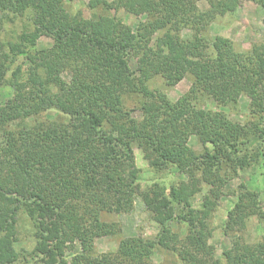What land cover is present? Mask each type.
Segmentation results:
<instances>
[{"label":"trees","instance_id":"16d2710c","mask_svg":"<svg viewBox=\"0 0 264 264\" xmlns=\"http://www.w3.org/2000/svg\"><path fill=\"white\" fill-rule=\"evenodd\" d=\"M197 1L113 2L136 14L149 10L134 30L116 20L110 24L102 13L87 18L81 12L71 14L65 0H0V23L2 14L24 16L32 23L14 40L0 39V84L14 89L19 112L8 118L0 108V122L10 127L8 137L25 149L15 157L18 170L13 175L3 167L10 146L0 147V264H35L16 246L23 233L22 214L31 221L37 242H49L43 253H55L57 264H143L134 255L139 248L170 252L182 264H220L206 257V237L212 235L207 216L219 206L223 184H211L197 207L193 197L203 192L204 182L192 174L190 187L156 181L145 190L135 175L136 148L163 171L196 172L210 166L232 178L239 169L264 167V112L258 121L252 116L232 130L220 128L217 120L218 109L236 108L242 94L264 99V48L241 50L228 38L208 34L218 16L234 13L243 0H206V10ZM253 1L264 8V0ZM157 7L158 14L153 12ZM178 26L191 34L184 37ZM154 34L158 43L150 46ZM42 35L53 38L51 48L38 47ZM71 63L80 64L81 70L65 78L62 73ZM156 75L168 86L186 76L192 84L173 101L152 88ZM210 101L217 109L209 107ZM47 111L57 116L50 118ZM136 112L151 120L137 118ZM155 123L167 128L159 148ZM107 129L116 134L115 141ZM191 134L207 144L203 153L191 150ZM74 152L72 171L62 170L63 158ZM136 195L158 222L157 237H124L114 258H92L89 249L96 237L122 232L118 222H107L102 214L130 211ZM78 211L82 214L73 216ZM254 215L264 221L260 194L244 187L227 212L226 233L245 227ZM176 220L188 228L182 239L172 226ZM55 230L59 235L53 239ZM75 241L83 251L67 258L66 245ZM223 255L225 264H264V241L235 242ZM131 258L133 263L126 260Z\"/></svg>","mask_w":264,"mask_h":264},{"label":"rangeland","instance_id":"374dc122","mask_svg":"<svg viewBox=\"0 0 264 264\" xmlns=\"http://www.w3.org/2000/svg\"><path fill=\"white\" fill-rule=\"evenodd\" d=\"M66 9L71 13L81 12L86 18L90 17L94 13L104 14L110 24L114 21L120 22L123 25H128L134 30L137 29L138 23L140 21H145L148 17V11L142 14H136L132 11L128 2L123 5L112 6V3L116 0H65ZM121 4V3H120ZM197 5L201 10H206L210 8V4L206 0L197 1ZM161 8H166L167 5H160ZM158 7L153 12L158 14ZM3 22L0 23V39L14 40L18 34L22 33L27 28L30 29L32 26L31 21L26 19L24 16H11L3 15ZM180 29V26L177 27ZM180 34L187 37L191 34L188 29L179 30ZM208 34L211 38L220 37L228 38L232 40L236 47L241 50H252L254 45H258L264 48V8L253 0H243L241 5L234 13H228L224 16H218L209 26ZM207 34V35H208ZM157 34L152 36L150 46L154 45ZM53 38L42 35L38 40V47L41 50L49 49L53 46ZM156 42L155 44H157ZM19 64L23 65L25 68L27 64L23 59L17 61ZM137 58L131 59V67L136 69ZM158 68V67H157ZM78 70H81L80 64L71 63L63 71V76L65 78H70L72 74H75ZM151 86L155 90H160L166 92L169 98L173 101L184 95L191 87V77L186 76L181 81H179L174 86H168L165 84L164 79L161 75H156L150 82ZM135 100V99H134ZM209 107L212 109H217L216 104L213 101L208 103ZM264 99L261 97H251L246 94H242L239 97L238 106L236 108L226 107L222 110L218 109L217 120L218 125L222 129H234L237 125H244L247 120L253 119L258 121L260 115L264 112ZM0 108H4L5 115L8 118H15L18 116V109L16 102L14 100V89L9 84H0ZM48 117L54 118L57 116L55 111H47ZM135 116L139 119L147 122L151 120L148 116L136 112ZM255 116V117H254ZM257 117V118H256ZM17 121V119H15ZM19 121V120H18ZM8 129L4 123L0 122V147L3 145L10 146L11 154L4 159V170L9 171L11 174H17V168L15 166V157L21 156L25 153L22 145L18 140L12 141L8 137ZM153 130L155 137L157 139V147H161L167 134V128L164 125H159L155 123L153 125ZM107 136L111 142L117 139L116 134L112 133L107 129ZM188 145L191 150L200 154L205 150L207 145L202 138L197 135H189ZM253 154V151H251ZM136 163L135 167L137 172V181L140 186L145 190L153 182L164 181L166 183H181L184 187L191 186V179L197 178L203 183V192L200 194H195L193 197L194 205L197 207L202 204V194L211 187V184L221 185L223 184L222 190L223 195L219 201V206L215 211L209 214V227L211 231V236L206 237L208 243V253L207 258L212 260H217L220 264H225V259L223 252L232 247L233 243H239L241 246L263 242L264 241V221L259 220V218L254 215L251 216L245 227L239 226L233 228L234 230L226 233L225 225L227 212L233 206V203L237 197V194L241 192L244 187H249L252 190L257 191L260 194L261 206L264 210V167L262 165H253L247 169H239L236 175L232 178H226L224 170L220 173L215 171L214 168L207 166L204 170H196V172H186V171H176L174 168L169 170L157 169L154 167L153 157H147L146 153L142 150L136 148ZM245 155V153H243ZM250 156L249 154H246ZM77 154L68 153L60 167L66 172L72 171V166L74 164V159ZM256 166V167H254ZM262 166V167H261ZM253 167V168H252ZM195 170V169H194ZM7 171V172H8ZM191 174L193 176H191ZM74 175V173H73ZM8 186L5 181L3 183ZM76 184H78L76 182ZM206 184V185H205ZM208 184V185H207ZM224 188V189H223ZM81 215L82 211L78 213H73L75 215ZM89 218V215H85ZM77 217V216H76ZM211 217V218H210ZM103 220L107 222H118L122 229V232H118L114 235H104L96 237L93 241V249H89L92 253V258H114V255L119 252V244L121 239L124 237H143V238H156L160 231V226L158 222L152 216V213L148 211L145 203L138 195L135 196L133 200V208L130 211L124 209L120 214L115 213H103ZM179 221V220H178ZM173 221L172 226L175 231H177L178 239L183 238L186 233H188V228L183 222ZM21 224V238L16 242L18 249H24L28 253L29 258L35 264H57V256L55 253H47L46 255L43 251L49 249V242L45 241L38 243L33 236L34 228L27 218L22 214L20 219ZM59 235L58 231H54L53 239ZM51 238V237H50ZM181 242V241H180ZM178 244L179 241L177 242ZM66 257L73 258L74 254L77 252H82V246L79 241H75V244L66 245ZM143 264H182L177 256L171 254L170 252L164 251H148V253L142 249H138L134 254ZM205 257V254L203 255ZM118 258H124L118 256ZM128 262L133 263L134 258L126 259Z\"/></svg>","mask_w":264,"mask_h":264}]
</instances>
